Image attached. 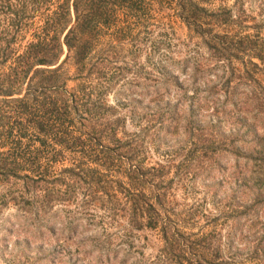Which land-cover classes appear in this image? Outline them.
Masks as SVG:
<instances>
[{"label":"trees","instance_id":"obj_1","mask_svg":"<svg viewBox=\"0 0 264 264\" xmlns=\"http://www.w3.org/2000/svg\"><path fill=\"white\" fill-rule=\"evenodd\" d=\"M242 4L243 0L230 5L226 0H0L7 10L0 25V210L14 206L25 222L23 228L38 236L54 234L60 217L77 216L63 230L62 240L76 244L68 254L75 260L99 249L84 250L86 241L76 238L77 219L100 211L124 216L131 229L156 233L163 264H264V232L254 236L257 226L245 258L220 254V226L230 221L225 245L231 247L240 240L243 224L249 221L255 227L259 195L253 196L250 208L241 210L238 204L222 203L208 220L209 230L195 232L182 227L195 210L184 219L168 198L172 186L186 188L189 180L209 175L227 151L225 140L205 128L173 156L150 162L144 137L125 132V117L113 116L114 108L105 103L120 79L123 89L128 85L139 97L160 100L159 88L146 94L137 90L142 64L136 57L141 51H146L147 61L156 54L165 57L161 49H169L173 38L170 22L178 20L187 30L193 54L204 56L194 62L191 95L176 84L180 94L169 111L170 127H176L177 116L187 114L186 103L198 111L203 109L200 101L214 103L222 90L233 109L221 115L242 116L253 110L251 116H263L255 121L262 131L244 137L243 152L235 159L241 175L231 198L243 201L264 181V22L245 32L244 21L254 18ZM157 12L160 18L154 19ZM155 20L160 23L157 38L152 36ZM124 42L130 56L119 60L117 48ZM68 60L73 67L70 76L63 72ZM128 61L131 75L126 81L128 70L124 74L121 64ZM155 70H160L159 63ZM210 74H215L214 86L204 79ZM201 79L204 86L198 84ZM68 81L75 85L67 88ZM61 243H56V252L61 253ZM108 251L112 250L99 254V261L108 260ZM117 251H112V258Z\"/></svg>","mask_w":264,"mask_h":264},{"label":"rangeland","instance_id":"obj_2","mask_svg":"<svg viewBox=\"0 0 264 264\" xmlns=\"http://www.w3.org/2000/svg\"><path fill=\"white\" fill-rule=\"evenodd\" d=\"M233 2L234 0H226L227 5ZM242 8L246 14L254 18L244 21V24L248 26L244 31L251 33L253 32V29L250 28L252 24L264 22V0H243ZM5 12L7 10L0 7V25L3 23ZM158 13L161 12H157V18L154 19L160 18ZM165 21L166 19L163 18L162 22ZM153 23V27L151 26L152 36L157 38L160 23L156 20ZM170 24L173 32L171 46L167 50L161 49V53L165 54V57L156 54L148 62L146 51H141L136 57L138 63L142 64L139 71L141 85L137 90L146 94V92L151 93L155 87L159 88V92L162 93L160 100L151 101L149 95L139 97L137 93L128 89V85H124L123 89V80L120 79L106 94L105 103L114 108L113 113L115 115L113 116L125 117L123 124L125 132H135L140 137H144L150 162L173 156L181 147L187 146L188 140L193 141L195 134L205 130V128L212 129L217 138L220 137L225 140L226 146L224 148L228 152L223 151L221 153L223 159L212 166L209 175L204 177L201 174L189 180L186 188L177 185L172 186L168 198L170 204H173L174 212L182 215L184 219H187V213H193L195 210L192 220L189 219L182 225L184 232H195L209 230L211 223L208 220L219 213L223 206L222 203L238 204L237 210H241L244 207L250 208L253 196L259 195L262 202L259 204L261 210L257 211L258 214H255L253 218L256 221L255 227L248 225L249 221L243 224L240 240H235L231 247L225 245L226 229H228L230 221L219 225L222 242L221 258L232 254L231 256L234 258L243 259L251 251L253 238L251 232L253 229L256 226L260 228L257 229L258 231L254 233V236L264 232V181L258 182L255 188L249 191L248 196L246 195L243 201L237 203V198L235 200L231 198L236 188V178L240 180L241 175V169L239 166L236 167L235 159L237 154H240L239 151L243 152L244 137L262 131L258 122L255 121L263 116H251L253 110H249L247 115L242 116L221 115L223 111L228 112L233 109L230 101L225 99V92L222 90L215 95L214 103L210 100L204 103L200 101L203 109L198 111L194 110V107H187L186 103L183 107V114L186 112L187 114L177 116V125L171 128L169 111L180 94L176 90V84L181 83L186 88L187 96L191 95L193 88L191 76L194 74V62L196 58L200 60L199 58L204 56V53L201 52V56L193 54L192 49H190L192 46L188 42L187 30L182 23L173 20ZM261 35L263 34L261 33ZM128 47V44L124 42L122 48H117L119 60L121 58L127 60L130 56L129 49L126 52ZM186 58H189L188 66L183 72L181 70L182 64ZM158 63L159 71L155 70ZM121 66L125 68L124 74L128 70L125 74L127 77L124 76L125 78H123L127 81L128 75H131L127 68L131 66V63L128 61L126 65L122 63ZM63 72L67 76L73 73V67L69 60L63 65ZM204 79H210V84L213 86L216 84L215 74L205 76ZM204 79L198 81L200 86H204ZM233 82L230 84L232 85ZM74 85L75 83L72 81L67 82V88ZM165 86H169L167 92H164ZM239 88L241 89V87ZM243 89L249 91V89L246 90L247 88ZM237 90L234 93H237ZM239 95L242 97L243 93H239ZM200 96V99H204L203 95ZM231 101L234 102V99ZM190 110L192 112H189ZM178 158L177 156L176 159L178 160ZM235 195L240 198L238 192ZM17 216L18 212L10 204L0 210V264H163L158 259L162 242L156 233L145 228L131 229L124 216L105 215V213L102 214L97 211L94 216H84L77 219L76 238L86 241L83 245L84 250L99 248L79 260H75L74 255H68L74 252L76 244L69 245L62 241L63 230H66L67 226L70 225V220L73 221L77 216L70 219L64 216L60 217L54 224V234L46 232L43 236H38L32 229L23 228L25 222L23 218ZM57 242H62L61 253L55 251ZM108 249L113 252L118 251L113 258L111 257L112 251H108V260L104 263L99 261V254L104 255ZM253 263H257V261H253Z\"/></svg>","mask_w":264,"mask_h":264}]
</instances>
